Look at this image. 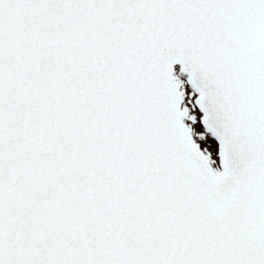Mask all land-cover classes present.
<instances>
[{
    "label": "snow or ice",
    "instance_id": "1",
    "mask_svg": "<svg viewBox=\"0 0 264 264\" xmlns=\"http://www.w3.org/2000/svg\"><path fill=\"white\" fill-rule=\"evenodd\" d=\"M0 264H264V0H0Z\"/></svg>",
    "mask_w": 264,
    "mask_h": 264
}]
</instances>
